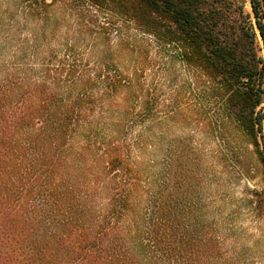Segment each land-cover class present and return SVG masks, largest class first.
<instances>
[{
  "label": "trees",
  "instance_id": "16d2710c",
  "mask_svg": "<svg viewBox=\"0 0 264 264\" xmlns=\"http://www.w3.org/2000/svg\"><path fill=\"white\" fill-rule=\"evenodd\" d=\"M60 1L93 8L110 24H133L174 51L189 74L186 111L217 134L218 148L205 156L206 165L229 159L240 166L249 155L263 185L251 192L250 203L261 213L264 0H21L44 12ZM16 72L0 68V264H247L264 256V233L252 246H224L213 230L175 223L172 186L164 189L159 174L143 183L146 170L132 163L129 147L105 146L98 138L105 124L85 115L90 104L80 92L89 76L77 87V69L69 65L51 70V82L40 84ZM102 73L96 77L110 91L125 81L115 71ZM128 83L141 113H153L149 89ZM79 137L86 148L74 145ZM175 152L183 172L203 171L194 168L203 166L197 149Z\"/></svg>",
  "mask_w": 264,
  "mask_h": 264
},
{
  "label": "rangeland",
  "instance_id": "374dc122",
  "mask_svg": "<svg viewBox=\"0 0 264 264\" xmlns=\"http://www.w3.org/2000/svg\"><path fill=\"white\" fill-rule=\"evenodd\" d=\"M246 8L250 11L249 4ZM78 10L81 15L75 14ZM117 22L108 23L93 8L62 1L44 12L27 8L21 0H0V68L17 70L18 78L27 76L31 84L51 82V70L64 65L77 69V87L82 77L89 76L90 85L80 92L90 104L85 115L105 124L98 138L104 139L105 146L122 143L129 147L132 163L146 170L143 183L159 174L164 189L172 186L176 224L202 227L205 233L213 230L224 246L234 241L252 246L260 241L264 210L256 212L250 203L251 192L263 189L259 167L247 154L240 166L229 159L216 166L210 162L206 165L205 156L218 148L217 134L214 127L205 129L204 121L186 111L192 98L186 83L188 72L173 50L159 47L133 24ZM104 69L125 80L116 92L106 88L103 78L96 77ZM67 79L61 78V84ZM129 81L132 86L138 81L149 89L156 100L153 113H141ZM74 145L80 149L88 146L80 137ZM177 149H197L200 156L204 155L200 159L203 166L194 168L203 171H196V175L183 172L186 166L175 157ZM102 152L104 148L99 154ZM84 156L87 163L94 161L89 152L84 151ZM167 168L171 170L168 184ZM246 263L264 264V256L253 255Z\"/></svg>",
  "mask_w": 264,
  "mask_h": 264
}]
</instances>
